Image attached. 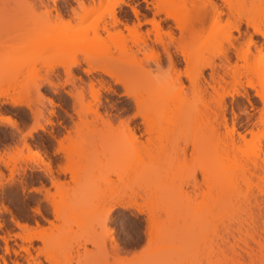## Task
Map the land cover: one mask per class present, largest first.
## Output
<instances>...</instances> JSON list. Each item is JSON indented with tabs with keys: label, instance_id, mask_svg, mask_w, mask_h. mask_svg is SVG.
<instances>
[{
	"label": "rangeland",
	"instance_id": "1",
	"mask_svg": "<svg viewBox=\"0 0 264 264\" xmlns=\"http://www.w3.org/2000/svg\"><path fill=\"white\" fill-rule=\"evenodd\" d=\"M77 1L0 0V117L13 121L0 119V235L8 237V251L0 238V256L6 264L39 259L52 264L47 256L54 264H264V99L256 94H264V61L257 56L264 37L254 30H264V15L257 13L264 0H254L255 8L245 0L238 14L229 20L224 14L216 25L209 19L200 30L193 44L195 65L202 58L216 68H202L201 91L190 96V106L183 100L188 92L173 84L161 46H154L155 54L147 48L120 62L119 67L135 66L151 75L136 86L147 99L142 111L155 128L139 158L113 154L127 140L114 151L109 145L121 120L132 118L144 131L133 100L114 78L87 72L91 64L83 53L93 50L87 46L96 31L105 35L103 26H112L113 5L118 28L127 33L125 24L138 21L132 7L145 20L144 15L152 17L147 6L154 0H84L95 1L97 9L80 24L85 11ZM238 19L240 30L234 28ZM68 20L76 25L66 26ZM232 42L244 52L250 48L247 63L235 56ZM68 50L77 51L82 63L70 76L56 62ZM224 51L245 73L232 77L230 64L231 74L226 72ZM175 54L184 68L182 55ZM115 61L105 68H115ZM54 63L52 77L62 85L57 91L45 80ZM102 78L108 83L100 91L103 119H97L89 84ZM183 80L189 85L187 77ZM82 92L80 106L76 99ZM37 124L45 128L29 133ZM31 234L42 237L22 238ZM0 264H5L1 258Z\"/></svg>",
	"mask_w": 264,
	"mask_h": 264
},
{
	"label": "bare ground",
	"instance_id": "2",
	"mask_svg": "<svg viewBox=\"0 0 264 264\" xmlns=\"http://www.w3.org/2000/svg\"><path fill=\"white\" fill-rule=\"evenodd\" d=\"M95 1H92V3L89 1L90 2L89 4H86L85 3L86 1H84V0H78L77 1L78 4L81 5V8L83 7V10L85 11L84 14H82L79 17L78 24L85 22L90 16H92L93 11H95L97 9V6L94 4ZM119 2L124 3V0H119ZM221 2H219L218 0H154L153 2H150L151 6L150 5L147 6L149 8V10L152 9V17H147V16L145 17V15H144L145 20L144 19L142 20L139 18V15L142 14L140 12V10L137 9L136 7H132L134 15L136 16L138 21L136 23H133L132 25L125 24V29H126L127 33H125L124 30L118 28L119 20L116 17V10H115L114 5H113V7H111V13L110 14L113 17L112 20H114V21L111 20L113 24H112V26L111 25L110 26L113 27L114 29L112 30V28H110L109 25H104L102 28V31L105 33V35L103 33H101L100 31H96V34H94V37L88 40L90 42L88 43L87 47H91V48H93V50L91 52H89V50H86V52L83 53V55L87 54L85 56L86 60H84V61H86L87 64H91L90 68L87 69V72L101 71L105 75H108L109 77L114 78V80H113L114 82L120 83L119 85L124 86L123 88L126 89V92H124L126 94V97L128 96V98H131L133 100L132 102H134L135 106L137 107V108L135 107V109L137 111L134 114V116L139 115L141 117V123H143V126H144V128L142 129L144 131L141 132V129H139L140 126L138 127L139 123H138V125L133 124L134 121L132 118L131 119L128 118V120H130V121H127V120L126 121L125 120L120 121L119 120L120 121L119 127H116V129H113L111 134H110L111 138L109 139V142L111 144L109 143V145L111 146V148L114 151L115 150L114 148H120L119 146H116V144H118L119 142L121 143V142L127 140V143L123 145V146H125V148L123 147L124 148L123 150L115 151L116 154H115V152H113L114 155H116L118 157L129 156L130 158H139L140 156H142V155L138 154L139 149H140V151H142L144 146H145V148L148 147L152 143L153 138H155V137H153L154 133H155V128L150 121V117L146 112L142 111V108H143L144 104H146L145 102L147 99L145 98L144 92L143 91L141 92L140 91L141 89L136 88V86L140 83V81L144 77L146 79H149V80L151 79L149 77V76H151L150 71H148L146 69H140V70L138 69L139 72H137L135 70L136 69L135 66L119 67L120 62L124 63V61L127 58L129 59L130 57L131 58L136 57L138 55L137 53L145 54V51L147 50V48H151L150 50H152V52H153L154 50H156L155 48H157V46H161L166 53V58L168 61L167 65H169V67H171V70H173V73H174L173 75H174L176 83L174 82L173 84H175V85L177 84L176 87L177 88L179 87L178 90H181V93L186 92V91L188 92V93L186 92L187 94H185V95L189 94V97L185 96L183 94L184 95L183 100L187 106H190L191 98L193 99V97H194V92L196 93V90L199 92L201 91L198 88L200 87L199 86V81L201 78L200 76H202V74H203L202 68L208 66V67H211L212 71L216 68V67H214L215 66L214 63H213V65H214L213 66L212 63L207 62L205 60H201L202 58L199 59L198 65H195L196 59H195V54H194V50H193V47H194L193 44H195L199 40L200 35L198 33H200V30L203 29V27L205 26L207 21H209V19H211V22L213 25H216V24H219L221 22L222 17L224 16V14H226L227 20H229L231 16L239 13V11H238L239 6L241 7L242 5L244 6V4H245V0H222ZM253 2H254V0H251L250 5H252V7L255 8ZM223 6H225L227 8L226 11H224ZM259 8L260 7H257V13L260 14V12L262 11L261 14L264 15V13H263L264 8H260V9ZM58 14H60V12ZM162 14H164V16H161ZM249 22L250 21L248 20L247 23H249ZM66 23H64V24H66ZM148 24L150 25V28H146V30H143V26L148 25ZM74 25H76V24H74ZM74 25H73V23H70V20H68V23L66 26L74 27ZM240 26H241V20L238 19V21L235 23L234 28H237V30H240ZM80 28H82V27L80 26ZM176 29H178V32H180L178 36H176L175 32H174V30H176ZM254 30L256 33H258L262 37H264V30H262L260 27L254 26ZM151 35H152V37L154 36V39H152ZM197 35H199V36L197 37ZM249 40H250V42H253L252 40H254V39H252V37H250ZM232 44H234V43L232 42L231 45ZM155 45H156V47L154 48ZM234 46L237 47L235 44H234ZM234 46H232V47H234ZM235 47H234V49L236 50V54H237V55L235 54V56L239 60H243L245 63H247V61L250 58V52H251L250 48H249V50H246L245 52L239 48L242 51L241 52L238 49V47L237 48H235ZM172 48H175V51L182 55V56L181 55L180 56L183 57L182 60L184 61V64H185L184 68H181L182 67L181 61L178 59L179 58L178 55L175 54L176 52L174 53L173 52L174 50L172 51ZM154 52H156V51H154ZM154 52H153V54H155ZM257 52L260 53V54L258 53L259 55L257 54V56L258 57L261 56L259 59L261 62H263L264 61V47H263V45H261V47L258 48ZM77 53L78 52L75 50H68L65 53L64 52L62 54L60 53L61 54V55H59L60 57L58 56V60L56 62L59 63V65H61L63 67L66 76H70L72 74V71L74 68L82 66L80 58H78L79 56H77ZM224 58H226L225 64H226V69H228V70H226V72H229V68H230L232 70L231 73L233 72L232 77H235V74H238V72H239V76L241 74L245 73V69H244L243 73H242V71L238 70L239 64L235 63L232 66L231 61H230L231 57L229 56V54L227 52H225ZM114 59L117 62H119V64L117 65V63H116V65L114 66L115 68H112V69L111 68L110 69L105 68V66L109 62H111L112 60L114 62ZM239 60H237V61H239ZM157 61H159V59H157ZM55 64L56 63L53 64L54 66H51V69H49L50 70L49 76H47V78L45 79L47 84L51 87L50 89H52V91L53 90L57 91L58 87L61 85V84H57L52 77V75H55V72H56V71L54 72V70H56V69H54ZM229 64H230V67H229ZM227 65L229 68L227 67ZM240 67H239V69H240ZM241 68L243 69L245 67L242 66ZM231 73L229 72L228 74H231ZM212 76H213V74H212ZM183 77L188 78L189 85H186V83L183 80ZM72 78L73 77H71V79ZM145 78H144V80H145ZM66 79H68V78L66 77ZM217 81L219 82V80H217ZM220 82H221V80H220ZM106 83H108V82H106V80H104L102 78V79H98V80L96 79V81L95 80L91 81V83L89 84V88H91L90 91L92 93L93 101H95L94 102L95 104H93V105H95V110H94L93 114H95L97 119H99V118L103 119V116L99 111V107L101 105L100 104V102H101L100 91L103 88L106 89V86H105ZM35 86H40V84L36 83ZM250 86H253V85L250 84ZM212 87H214V86H212ZM189 91L192 92V95H190ZM199 92H198V94H199ZM256 94H258L262 99H264V94L263 93L261 94V91H260V93L256 92ZM84 95H85V93L83 94V92H82V93H80V96H78V98L76 97L77 98L76 100L80 102L79 103L80 106L84 103L83 102ZM190 96H191V98H190ZM245 96L247 97L248 102L250 104H253L250 100L248 93L245 94ZM72 97L74 98L75 96H72ZM220 102H222V101H220ZM12 103H13V105H20V102H18V101H13ZM225 105L226 104H224L223 102L220 103V107L222 108V110H224L222 112H225V110H226ZM39 114H36V115L41 116ZM78 114H81V112L79 111ZM95 116H94V118H95ZM107 116H109V118H110V115H107ZM223 116L224 115H222V117ZM96 118H95V120H97ZM0 119L3 122L13 124V121L9 117L1 116ZM111 120L112 119H110V121H107L106 125H111V122H112ZM223 120H226V117L225 118L223 117ZM102 121L103 120H101V122ZM47 122L52 123L50 118L47 120ZM96 122L97 121H95L94 123H96ZM224 124H226V123H224ZM226 125H225V127H226ZM76 126H77V124H76ZM44 128H45V125L37 124L32 129L29 130V133H32V131H36L37 129H44ZM77 130H78V128H77ZM229 130H228V132H229ZM231 131H232V133H234L233 128ZM68 135H71V133L69 131H68ZM232 135H230V137ZM234 135H235V133H234ZM239 136L241 138H243L242 140L246 139L244 137V134L241 135L239 133ZM239 136H238V138H239ZM143 137L146 138L145 139L146 141L144 140L145 142H143L141 140ZM70 138H68V139H70ZM233 138H234L233 136L230 138L232 143L235 141ZM128 140L130 142H128ZM237 142H239V141H237ZM236 144H234V145L232 144V145L235 147ZM131 151H133V152H131ZM39 154L40 153H38V154L35 153L33 156L36 159L41 160V162L43 164H45L46 167H48V166L50 167L51 164L48 162H44L43 158L41 157V155L39 156ZM140 154H141V152H140ZM56 183H59V182H55L54 184H56ZM107 218H108V216H107ZM107 218H105V219H107ZM16 224L21 229L23 228L24 230L25 229L29 230V227L27 226V224H22L19 222H16ZM41 237H42L41 235L39 236L36 234L35 235L31 234V235H27V236H22L23 239H27L29 241L33 240L34 238L35 239L36 238L41 239ZM0 238H2L3 241H5V243L7 245L8 237L0 235ZM114 245H116V243ZM115 247H118V244ZM6 249L8 251V245H7ZM25 250H26V252L29 253V248L25 247ZM44 253H46V252H44ZM0 258L6 264V260L1 256H0ZM47 258L51 261L50 263L54 264V259L52 257L47 256ZM39 262H41V259H39ZM39 262L37 261L36 263L39 264ZM40 264H42V263H40ZM251 264H253V263H251Z\"/></svg>",
	"mask_w": 264,
	"mask_h": 264
}]
</instances>
